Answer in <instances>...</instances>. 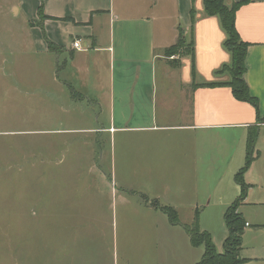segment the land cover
<instances>
[{"label": "crops", "instance_id": "obj_1", "mask_svg": "<svg viewBox=\"0 0 264 264\" xmlns=\"http://www.w3.org/2000/svg\"><path fill=\"white\" fill-rule=\"evenodd\" d=\"M234 1H245L237 11L236 26L249 42L245 79L259 100V113L251 103L236 99L230 86L203 85L229 81L228 74L215 72L231 62L224 46L226 32L219 17L205 14L204 0H122L117 9L115 0H37L29 20L34 43L44 52L70 54L76 94L90 103V125L85 129L97 133L96 143L103 150L97 162L91 152L97 182L112 185L114 179L123 192L133 190L143 197L131 210L119 207L127 201L121 192L122 201L117 197L113 203L101 193L57 195L53 189L50 229H35L25 243L29 251L38 255L42 249L49 264H159L152 219L163 212L159 206H172L179 215L183 210L195 214L200 206L211 205L216 194V204L226 213L241 194L236 166L241 169L242 160L246 162L249 133L257 129L256 143L264 135V0L226 3ZM22 5L25 2L15 9ZM41 5L49 17L39 21ZM172 9L178 24L166 22L173 18ZM159 20L165 22L160 29ZM179 28L192 41L194 57L177 55L173 62L164 52L176 43ZM75 39L83 41V49L73 48ZM48 40L54 49H49ZM263 156L259 149L257 158ZM54 178L53 188L68 192V178ZM139 185L147 190L134 188ZM210 186L214 191L206 194ZM251 187L238 208L244 217ZM119 218L129 224L121 225ZM184 224L190 222L178 225ZM26 259L21 264H28ZM247 259L244 264H264V257Z\"/></svg>", "mask_w": 264, "mask_h": 264}, {"label": "rangeland", "instance_id": "obj_2", "mask_svg": "<svg viewBox=\"0 0 264 264\" xmlns=\"http://www.w3.org/2000/svg\"><path fill=\"white\" fill-rule=\"evenodd\" d=\"M23 2L25 5L17 11L15 8ZM121 3L122 0H115L116 9ZM162 3L160 1L156 8L159 14ZM38 4L37 0L36 3L35 0H0V264H21L26 257L28 264H49L43 259L42 249L36 255L34 249H27L25 243L36 228L41 231L50 229L48 202L53 189V194L57 195L94 196L101 193L113 203L121 192L127 196V201L119 207L131 210L137 208L136 202L143 197L133 190L123 192L114 179L112 185L109 181L106 185L97 182L96 162L103 150L96 143L99 139L97 133L85 129L90 125L87 120L90 103L76 94L78 86L71 73L70 54L44 52L34 43L29 20ZM170 13L173 18L166 22H177L173 9ZM162 23L165 22H157L158 29ZM99 33L104 34L105 30ZM40 34L41 38L45 36ZM186 40L173 55L165 50V59L172 61L175 56H182L188 46L189 39ZM65 61H69L67 68ZM67 75L71 76L69 81ZM65 80L71 85L65 84ZM93 126L97 124L94 122ZM260 138L255 145V157L243 174L246 183L252 185L251 203L244 207V218L252 224L245 227L242 236L241 255L246 258L264 257V156L257 158L258 150L264 151V135ZM89 141L94 143L88 144ZM91 152L96 159L94 163ZM244 166L243 159L241 167ZM236 168V171L241 170L238 166ZM61 176L71 182L68 192L57 185L53 188L51 181ZM134 188L147 190L145 185ZM205 191L207 194L214 190L210 186ZM216 197L213 194V202L208 207H199L197 225L199 231L210 233L216 249L221 252L228 228L225 211L222 205L216 204ZM193 214L189 210L181 211L180 222L192 223ZM152 219L158 235L154 256L159 264H196L201 261L205 244L191 245L183 227L172 224L161 211ZM114 220L113 225H116V218ZM119 220L121 225L129 224L122 218ZM137 221L140 222L139 217ZM5 241H9V245L6 246Z\"/></svg>", "mask_w": 264, "mask_h": 264}, {"label": "trees", "instance_id": "obj_3", "mask_svg": "<svg viewBox=\"0 0 264 264\" xmlns=\"http://www.w3.org/2000/svg\"><path fill=\"white\" fill-rule=\"evenodd\" d=\"M245 1H234L232 4H227L226 0H204V12L209 16L219 17L222 27L226 32L227 38L224 42L225 48L231 54V62L223 65L215 72L217 76L228 74L230 75L229 81H214L210 83H203L207 86L228 85L232 88L233 94L236 99L251 103L259 113V100L250 92L249 85L245 79L247 71L246 57L249 42L243 40L236 26L237 11ZM192 19L195 17V10L191 11ZM39 17L41 20L46 19L47 15L44 14L42 5L39 7ZM184 31L179 28L177 41L174 45L167 49L168 53L173 55L186 43ZM187 49L183 55H191L194 57V45L192 41L187 43ZM49 49H54L55 44L48 40ZM176 62V60H173ZM257 129H251L247 141V155L245 166L241 168L235 175L237 183L241 187V194L235 201L228 207L224 219L228 228V236L224 242V249L219 252L211 238L209 232H201L198 229V209L195 212V217L192 223L184 224L190 236V241L193 246L205 244V251L200 262L197 264H244L248 259L242 257V236L245 231L247 221L242 213L238 210L242 201L246 198L249 184L244 180V172L254 159V149L257 140ZM159 208L165 212L172 224H181L178 211L169 205H161Z\"/></svg>", "mask_w": 264, "mask_h": 264}, {"label": "built area", "instance_id": "obj_4", "mask_svg": "<svg viewBox=\"0 0 264 264\" xmlns=\"http://www.w3.org/2000/svg\"><path fill=\"white\" fill-rule=\"evenodd\" d=\"M73 48L78 49V50L83 49L84 48L83 41L81 39H75L73 41ZM246 225H248V223Z\"/></svg>", "mask_w": 264, "mask_h": 264}]
</instances>
